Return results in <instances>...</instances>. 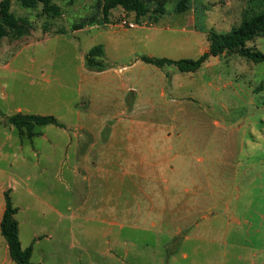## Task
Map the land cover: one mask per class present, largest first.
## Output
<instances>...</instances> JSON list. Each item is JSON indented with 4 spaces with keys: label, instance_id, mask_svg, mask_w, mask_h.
Returning a JSON list of instances; mask_svg holds the SVG:
<instances>
[{
    "label": "rangeland",
    "instance_id": "rangeland-1",
    "mask_svg": "<svg viewBox=\"0 0 264 264\" xmlns=\"http://www.w3.org/2000/svg\"><path fill=\"white\" fill-rule=\"evenodd\" d=\"M54 2L60 7L61 16L48 18L43 16L41 5L37 9H25L17 0H12L11 11L18 17L27 18L32 30L29 36L21 39H0V145L10 134V126L5 124L2 116L14 114L18 109L24 114L74 120L77 113H82V116L91 110L103 113L108 106H116L114 97L122 98L121 89L115 86L109 88L108 83L101 79L100 72L88 69L85 64L88 51L94 46L102 45L106 75H115L118 77L116 80H127L130 75L134 79L139 78L136 88L142 96L139 108L135 110V123L138 125L123 130L124 137L132 138L139 145L136 149H141L143 154H146L143 150L150 144L156 145L157 149L167 148L158 159L167 158V165H163L161 170L168 172L171 166L173 171L172 176L163 175L158 178L156 191L146 194L136 191L133 194L126 193L124 201L141 205L143 214L147 212L146 207L153 205V201L157 208L167 207L164 218L173 219L174 232L180 227H188L190 223L199 224L198 239L191 237L184 240L183 237H177L171 240L161 234L159 228L149 234L136 233L138 235L133 240L139 248L143 247L142 236H145L149 247H144L157 253L155 263L142 259L141 264H264V135L257 140L260 144L247 146L246 143L245 146L246 141H251L252 130H246L244 122L254 121L252 114L257 111L256 107L246 105V101L249 102L247 89L236 96L230 88L222 87L227 80L228 68L225 63L221 66L225 78L219 81L214 76L216 68L189 74L180 72L174 65H166L160 69L141 62L143 56L171 60H196L201 56L203 43L198 40L184 41L186 33L171 23L172 18L181 19L184 16L174 13L176 0H166L165 14L159 18L156 29L141 28L144 21L152 23V14L141 18L142 20H138L134 13L125 14L128 20L132 18L139 24L131 29L120 26L118 19L123 13L114 16L111 14L110 22L113 25L105 24L98 8V0ZM82 23L81 28L74 29L75 25ZM255 46L251 48L264 53V39L257 40ZM259 66L258 78L264 70V64ZM125 67L121 75H118L116 70ZM164 75H169L170 80ZM212 81L213 84L209 85ZM240 118L243 120L240 121ZM215 121H226L230 128L239 130L233 136L238 147L244 141L242 155L246 159L240 165L233 159L235 167L232 170L225 169L226 182L236 183L242 191L238 193L236 190L237 193L228 194L231 195L230 208L242 220L241 225L229 228L223 222L213 221L215 215H221L223 211H218L219 214L214 210L215 215L210 214L214 201L220 200V195L200 190L202 182L205 186L213 184V174L217 169L207 156L216 146L219 156L225 155L229 150V147L222 146L227 134L213 126ZM239 126L242 127L238 129ZM46 127L48 128L37 127L34 131L38 135L41 131H46L50 141H54L59 147L54 160L66 161L67 164L66 144L68 140L76 138L78 131L66 126ZM11 129L15 137L14 144H18L21 136L15 127L12 126ZM213 137L220 142H214ZM23 140L26 146L23 153L25 161L20 156L11 157L7 152L3 153L4 157H8L7 160L0 157V201L5 186L11 183L16 187L18 183L26 186V177L31 176L29 187L43 201L56 204V195L62 193L60 203L66 204L69 197H72L68 185L56 184V181H47L49 185L41 184L43 178L52 177L51 163L47 160L48 156L54 158L50 143L40 136ZM33 148L39 150L34 149L38 152L36 155ZM13 150H16V146ZM250 151L253 156L247 158ZM76 160L72 155L70 165ZM48 164L50 172L42 174L43 168ZM65 171L64 175L68 177L67 169ZM258 173L260 177H257ZM199 175L202 177L198 178ZM125 179L126 182L129 181L128 178ZM80 182L79 185H85L83 179ZM53 184L57 185L56 189L60 192L52 188ZM128 184L130 183L126 185ZM83 188L86 189L85 186ZM16 189L19 192V198H16L23 202L25 208L19 218L22 240L29 238L34 231L37 234L57 235L51 226L56 215L41 201L25 194L21 188ZM225 196L221 194L222 201L226 199ZM96 200L93 198L91 202L95 204ZM226 221L231 224L229 218ZM101 229L103 228L94 223L77 224V238L69 239L67 243L60 242L59 235L53 237V240H44L36 245L33 261L38 260L39 255L42 257V251L44 264H117L112 256L120 251L106 244V239L99 232ZM195 229L191 227L185 234L192 235ZM128 231L126 227L125 232ZM167 243H172V258L171 255L168 258L162 249V245ZM5 244L0 233V256L5 250ZM108 248L110 254L106 253ZM126 248L133 250L131 244ZM183 252L188 254L187 258L182 257ZM127 261L128 264L135 263L131 258Z\"/></svg>",
    "mask_w": 264,
    "mask_h": 264
},
{
    "label": "crops",
    "instance_id": "crops-1",
    "mask_svg": "<svg viewBox=\"0 0 264 264\" xmlns=\"http://www.w3.org/2000/svg\"><path fill=\"white\" fill-rule=\"evenodd\" d=\"M263 10L264 0H193L190 10L181 13L180 15H184L181 19L172 18L171 23L180 28L181 32L186 33V36L183 39L184 41L189 42V40H198L199 42H202L204 47L201 55H203L209 51L207 36L210 32L213 31L218 34H226L234 27L240 25L244 18L255 16ZM117 13H123L122 16H124V14H129V12L124 11L122 8H117L111 12L112 16ZM110 16L108 23L105 24H112L110 22ZM159 18L155 20L152 17V23H149L146 26L142 25L141 28L156 29L159 25ZM131 19L130 21H134ZM167 29L170 30L169 27ZM259 39H264V37H256L253 41L247 44V47H256V41ZM142 63L143 65L146 64L144 62ZM223 63H225L228 70L226 74V83L223 84L222 87L224 89L230 88L236 96H239V92H242L243 89H247L246 94L249 97V102L247 100L246 105L249 104L251 107L257 108V111L252 114L255 122H244L246 130H252L251 141H246L245 146L246 143L247 146H249V144H260V141L257 142V140L262 139L264 135V70H262L259 78L257 77V70L260 71L259 65L264 64V62L255 63L239 54H229L225 52L219 56L210 57L198 71L190 72L189 74H197L203 72L204 69L216 68L214 76L220 81V79L224 77L221 68ZM218 67H220L219 70H217ZM124 69H126V67L116 70L117 74L121 75V71H124ZM106 71L100 72L101 79L108 83L109 88H113L114 86L118 87L123 93L121 99H119V97H114L116 100V106H108L107 110L103 113H98L93 110L86 113L84 116H82V113H77L74 120H70V118L64 119L61 117H55L62 125V128L66 126L78 131L75 139L67 141L65 148L67 164L66 161L62 162L61 160H54L59 147L56 146L54 141H50L46 131H41L40 135L32 138L34 139L40 136L44 141L50 143V147L53 149L52 153L54 158L48 156L47 159L51 163L52 180L43 178L41 184L44 185L47 181L50 183L56 181V184L60 183L61 185L63 183L68 185L69 191L72 192V197H69L68 202L64 205L60 203L62 193L56 195V204L43 201L41 197L36 194V191L32 187H29L30 185L28 182L32 180L31 176L26 177V186H22V184L18 183L19 185L16 187L10 182L11 184H9V186H5L7 189L5 187L3 188L0 201V223L5 211V194L9 193L12 205L17 209L16 221L19 226V240L21 246L23 249L30 246L32 247V262L34 264H44L45 261L44 253L42 251H40L42 257L39 255L38 260L33 261L34 255L36 254V245H40L44 240H53V237H57V235H59V240L62 243H67L69 242V239L77 238V224L86 225L88 223H94L99 227H102L103 229L99 230V232L106 239V244L115 247L120 251H117V254L112 256L113 259H116L117 264H119V262L120 264H128V258L133 259L135 261L134 264H141L142 259L148 260V263H155L157 253L144 247H149L145 236H142L144 240L143 247L139 248L138 244L133 240V237L138 235L136 233L149 234L152 230L157 231V228H159L160 233L164 234L165 237L168 236L171 240H174L177 237H183L184 240H189L191 237L194 239L199 238L197 235L199 234V224L197 222L190 223L188 227H180L174 232L173 219L170 220L164 218L167 207L162 206L157 208L153 201V205L146 207L145 210H147V212L143 214V208L141 205L134 203L130 204L124 201V195L126 193L133 194V191H136L138 193L146 194L156 191L158 178L163 175L172 176L173 171L171 166H169L168 172H166V170H161L163 165H167V158L165 157L162 159L160 157L158 159V156H160L163 151L166 152L167 148L157 149L156 145L150 144L147 149L143 150L146 154H143L141 149H136L139 145L132 138H125L122 133L123 130L138 125L135 123L137 116L135 115V110L139 108L138 103L142 96L140 90L136 88V85L139 84V78L136 77V79H134V77L130 75L127 80L121 78L116 80L118 77L115 75H106ZM165 78L170 80L169 75H166ZM213 82L214 81L209 82V85H212ZM127 83H131V85H128ZM161 94L164 96L163 91ZM111 98L112 97H110V99ZM16 113H23V111L18 109L14 114ZM14 114H5L2 116L4 122L5 117ZM242 120L243 119L240 118V121ZM259 123H261V125H259ZM5 124L10 126V134L4 143L0 145V157L7 160L8 157H4L3 155V153L7 152L11 157L20 156L21 159L25 161L26 157L23 153L25 152L26 146L24 145L23 139L26 137H19V143L14 144L13 138L15 137L13 130L11 129L12 125L7 122H5ZM228 124L229 123L226 121H223V123L215 121L213 123V126H216V129L222 130L227 134V137L223 139L224 142L222 146L229 147V150L226 151L225 155L219 156L217 154L218 146H216V149L207 156L208 160H211L213 166L217 169L213 174L212 185L207 184L208 186H205L204 182L200 184L202 185L200 186V190L203 192L220 195V200L214 201L211 208L213 210L210 214L211 216H214V210L219 214L223 211V214L221 215L216 216V214L213 221L223 222L226 225V228L234 225H241L242 220L240 216L230 208L229 203L231 195L228 194L233 192L237 193V191L238 193H241L242 191L239 189L240 186L236 183L226 182L225 169L232 170L235 167V164L232 161L233 159H236L239 165L242 164L243 159H246L242 155L244 141H241V146L238 147V142L237 140H234L233 137L236 132H239V130L235 131V129L230 128ZM241 127L242 126H239L238 129ZM256 127L258 130H256ZM214 140L218 141L219 139L213 137V141ZM14 146H16V150H13ZM34 149L36 148H33L32 151L36 155L38 152L34 151ZM169 149L171 150V147H169ZM253 151L254 149L252 148V152ZM72 155L75 156L77 160L74 164L70 165ZM252 156L253 153H251V151L247 153V158H252ZM221 165H223V167H221ZM64 169H67L68 177L64 175L66 174ZM49 170L50 164L43 168L42 174ZM201 177L202 176L200 175L198 176V178ZM234 177H236V175H234ZM257 177H260L259 173L257 174ZM125 178L129 179L128 182L130 184L126 185L128 182H126ZM81 179H83V183L85 184L83 186H85L86 189H84L82 185H79ZM23 181L24 180H22V182ZM221 181L222 184L220 183ZM50 183H47V185ZM56 184H53L52 188L58 191L56 189ZM16 188H21L25 194L41 201L56 215L51 226L55 230L54 233L57 235L37 234L34 231L29 238L25 239V241L22 240L21 221L19 218L25 208L23 202L16 198H19V192ZM14 191L17 192L16 196ZM221 194L226 195L224 201H222ZM93 198L97 199L95 204L91 202ZM42 215H44V213H42ZM228 218L231 224L226 221ZM126 227L129 229L128 232H125ZM191 227L196 228L193 231V234H185L190 231ZM83 241H85V239ZM129 244L133 246V250L126 248ZM171 244L172 243H167V245H162V249L168 258L170 255L171 258L174 255V251H170ZM71 247L72 246H70V248ZM4 248L5 250L2 251V256H0V264H14L9 256L7 244H5ZM106 253L110 254L109 248ZM187 256L188 254L186 252L182 253V257L187 258Z\"/></svg>",
    "mask_w": 264,
    "mask_h": 264
},
{
    "label": "trees",
    "instance_id": "trees-1",
    "mask_svg": "<svg viewBox=\"0 0 264 264\" xmlns=\"http://www.w3.org/2000/svg\"><path fill=\"white\" fill-rule=\"evenodd\" d=\"M193 0H176L174 11L177 14L190 10ZM17 3L25 9L42 8L43 16L56 18L61 16L60 7L54 0H17ZM166 0H98V8L103 16L104 23H108L111 12L117 8L134 13L139 20L149 14L156 20L165 12ZM154 7L152 8V6ZM12 0L0 1V39L12 37L21 39L29 36L32 30L31 22L25 17H18L12 11ZM83 26L78 24L74 29ZM264 37V10L250 18H244L240 25L234 27L226 34L210 32L207 36L209 51L198 59L171 60L166 58L141 57L142 62L163 68L166 65L176 66L180 72L190 73L198 71L210 58L223 53L239 54L240 56L255 62H264V54L247 47V44L256 37ZM104 47L97 45L91 48L85 57L86 67L92 71L102 72L106 64L104 60ZM5 122L15 127L21 137L32 139L38 134L34 131L37 127L49 125L62 127L54 116H41L16 113L5 117ZM17 209L12 205L9 193L5 194V211L0 223V232L4 238L8 253L14 264H34L32 262V247L23 249L19 240V226L16 221Z\"/></svg>",
    "mask_w": 264,
    "mask_h": 264
},
{
    "label": "built area",
    "instance_id": "built-area-1",
    "mask_svg": "<svg viewBox=\"0 0 264 264\" xmlns=\"http://www.w3.org/2000/svg\"><path fill=\"white\" fill-rule=\"evenodd\" d=\"M118 22L120 24L121 27H125V28H136L137 26H139V24L134 20V21H130L124 16H122L121 18L118 19ZM149 23L147 21L143 22V26L148 25Z\"/></svg>",
    "mask_w": 264,
    "mask_h": 264
}]
</instances>
